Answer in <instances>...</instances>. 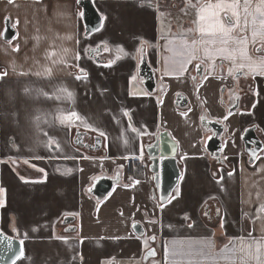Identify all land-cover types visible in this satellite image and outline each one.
<instances>
[{
	"label": "crops",
	"instance_id": "obj_1",
	"mask_svg": "<svg viewBox=\"0 0 264 264\" xmlns=\"http://www.w3.org/2000/svg\"><path fill=\"white\" fill-rule=\"evenodd\" d=\"M93 3L103 25L86 36L78 0H0V74L7 72L0 80V188L6 190L0 229L23 240L16 264H167L173 242L186 252L209 239L221 259L224 247L238 246L241 237H264V150L251 164L243 142L250 126L264 142V77L229 75L232 62L217 57L213 66L202 49L186 71L171 69L170 58L180 57L168 50L169 41L179 47L182 33L189 43L200 39L198 8L186 0ZM7 19L16 30L11 41L2 38ZM99 48L97 60L90 51ZM144 54L157 78L155 93L138 74ZM46 68L50 77L35 75ZM58 87L73 99L25 92L51 96ZM180 96L187 106L177 104ZM58 109L75 110L96 130L80 121L61 125L53 120ZM37 115L50 123L37 127ZM208 122L224 128L221 160L207 150L214 135ZM76 131L102 137V148L79 146ZM161 131L176 142L182 170L165 204L154 197L145 149ZM50 140L56 143L47 146ZM99 177L115 181L101 201L90 193ZM135 223L144 226L143 236ZM152 249L156 255L146 260Z\"/></svg>",
	"mask_w": 264,
	"mask_h": 264
},
{
	"label": "snow or ice",
	"instance_id": "obj_2",
	"mask_svg": "<svg viewBox=\"0 0 264 264\" xmlns=\"http://www.w3.org/2000/svg\"><path fill=\"white\" fill-rule=\"evenodd\" d=\"M186 3L187 6L198 8V20L195 23L197 24L196 31L199 33L200 39L189 43L184 38L186 33H182L179 47L176 46V41H169L168 50L172 52L173 57H180L178 60L170 58L169 67L171 69L178 68L181 72L186 71V65L198 59L196 53L202 49L205 56L209 60H212L213 66L217 57L221 60L232 62L235 68L229 70V75H232L233 71H237L242 72L245 77L249 75L253 78L255 76L264 77V0H258L255 4L253 0H217L215 3L209 2V0H205V2H202V0H195V2L193 0H186ZM184 11L186 14V10ZM187 31L191 32L192 29H188ZM67 38L70 39L71 37ZM64 51L67 52L68 50L65 49ZM122 51L123 49H118V52ZM142 51L143 49H141ZM52 55L54 56L56 53L53 52ZM76 59H79V56ZM116 59H120V56L118 55ZM113 62H109L105 66L110 67ZM199 67L200 65L198 64L197 69ZM51 74L50 68H46L43 73H35L36 76L46 77H50ZM20 75H27V73L21 72ZM5 76H7V72L0 74V80ZM77 78L79 79L80 77ZM25 92L27 94L35 92L37 97L42 95L48 99H73V93L63 87L56 88L51 96L41 89L33 90L26 88ZM124 115L128 116L129 121H131L128 112H125ZM53 120H59L61 125L69 126L73 125L76 121H80L91 130H96L87 125L84 118L75 110L65 113L63 110L58 109ZM34 122L37 127L41 123H50L45 115H37L34 118ZM132 132L137 133V129L133 127ZM100 135L106 137L104 132H100ZM52 143L56 142L50 140L47 146H50ZM124 143L127 146L128 140L125 139ZM57 147H59L58 143ZM41 171L43 170L41 169ZM5 191V189L0 188V207L4 205L2 197ZM171 199L172 197H168L169 202ZM260 211L264 212V206L261 207ZM188 226L192 227L193 225L189 224ZM13 230L15 231V229ZM3 235L4 233L0 231V236ZM57 238L59 239V237ZM5 239L7 240L8 238L5 237ZM65 242L67 241L65 240ZM20 243L23 245V240ZM176 247V242H173L165 257L167 264H221V259L223 260V264H264V237L259 239L250 238L248 241H245L241 237L238 246L232 248L224 247L221 259L212 255L215 246L211 239L199 242L198 246L190 245L186 252H178L176 251ZM8 251H12L10 240L8 242ZM147 255L155 256L156 253L150 251ZM23 256L24 251L23 247H21L19 254L12 261V264H16V261ZM177 256L187 257V259L177 260L175 259Z\"/></svg>",
	"mask_w": 264,
	"mask_h": 264
},
{
	"label": "water",
	"instance_id": "obj_3",
	"mask_svg": "<svg viewBox=\"0 0 264 264\" xmlns=\"http://www.w3.org/2000/svg\"><path fill=\"white\" fill-rule=\"evenodd\" d=\"M78 4L81 7V17L84 22L85 35L90 36L91 34L97 32L101 29L103 25V17L96 9L93 0H78ZM16 35V30L12 26L9 19L5 22V27L2 33V38L5 41H11ZM99 49H91V56L99 60V58L94 54ZM139 77L142 79V84L149 93H155L157 90V78L155 72L150 67L147 57L144 54L140 65H139ZM177 104L181 107L187 106V99L183 96H180L177 99ZM214 131V135L209 139L207 143V150L216 157L218 160H221L222 152V141L221 135L223 134V126L217 123L208 122L206 123ZM76 143L81 147H87L91 150H100L102 148L103 139L100 136H95V143L93 145L89 143H84L83 138L75 140ZM243 142L245 144V151L249 156V162L251 164L255 163L264 150V142L260 138L257 132L256 126L248 127L243 133ZM146 152L149 157V169L153 174V180L155 184L154 193L155 198H159L162 204L167 203L168 197H172V194L176 187L178 186L180 179L182 177V170L180 161L178 158V146L171 134L168 131H161L154 137V141L146 146ZM115 181L112 178L108 177H99L93 184L90 189V193L97 197V199L104 200L113 190ZM66 223H70L71 219L66 218ZM133 226L135 232L139 236L145 234V228L140 223H135ZM75 227L69 226L68 231H73ZM4 233L3 236H0V264H12V261L19 254L21 247L24 251V243L21 245V239L15 235H10ZM5 237L8 239L6 240ZM11 241L12 251H8V242ZM150 251H155L152 249ZM149 251V252H150ZM154 256H148L146 254L145 259ZM19 260L16 261V263Z\"/></svg>",
	"mask_w": 264,
	"mask_h": 264
},
{
	"label": "flooded vegetation",
	"instance_id": "obj_4",
	"mask_svg": "<svg viewBox=\"0 0 264 264\" xmlns=\"http://www.w3.org/2000/svg\"><path fill=\"white\" fill-rule=\"evenodd\" d=\"M83 138L84 143H89L93 145L95 143V135L89 133V132H81V131H76L75 133V140H78L79 138ZM86 149H90L85 147ZM91 150V149H90Z\"/></svg>",
	"mask_w": 264,
	"mask_h": 264
},
{
	"label": "rangeland",
	"instance_id": "obj_5",
	"mask_svg": "<svg viewBox=\"0 0 264 264\" xmlns=\"http://www.w3.org/2000/svg\"><path fill=\"white\" fill-rule=\"evenodd\" d=\"M125 264H144L143 262H141V261H136V262H126ZM148 264H158V261L157 260H155V259H153V260H151Z\"/></svg>",
	"mask_w": 264,
	"mask_h": 264
}]
</instances>
